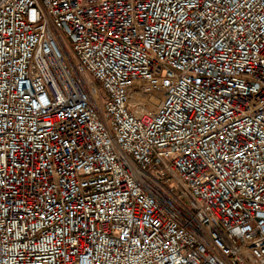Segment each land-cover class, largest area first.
Returning a JSON list of instances; mask_svg holds the SVG:
<instances>
[{"label":"built area","instance_id":"1","mask_svg":"<svg viewBox=\"0 0 264 264\" xmlns=\"http://www.w3.org/2000/svg\"><path fill=\"white\" fill-rule=\"evenodd\" d=\"M0 264H264V0H0Z\"/></svg>","mask_w":264,"mask_h":264},{"label":"rangeland","instance_id":"2","mask_svg":"<svg viewBox=\"0 0 264 264\" xmlns=\"http://www.w3.org/2000/svg\"><path fill=\"white\" fill-rule=\"evenodd\" d=\"M59 38L63 45L65 46L66 51L70 54L73 55V51L71 49L72 47V40L66 35V34H60ZM156 102H154L155 104Z\"/></svg>","mask_w":264,"mask_h":264}]
</instances>
